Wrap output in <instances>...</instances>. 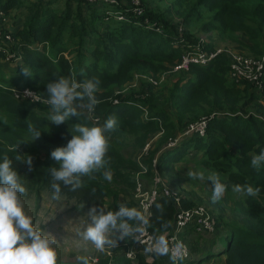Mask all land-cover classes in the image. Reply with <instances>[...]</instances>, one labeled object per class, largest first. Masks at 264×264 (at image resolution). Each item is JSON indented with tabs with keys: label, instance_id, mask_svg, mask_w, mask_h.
<instances>
[{
	"label": "trees",
	"instance_id": "obj_1",
	"mask_svg": "<svg viewBox=\"0 0 264 264\" xmlns=\"http://www.w3.org/2000/svg\"><path fill=\"white\" fill-rule=\"evenodd\" d=\"M142 2L145 12L141 17L128 15L127 21H117L105 19L104 9L107 5L83 0H0V11L4 17L14 19L13 28L7 30L5 26H1L6 21L0 16V31L11 33L12 40L7 49L21 57L14 63V71L1 69L3 62H6V54L3 51L6 46L0 41V107L13 118L12 126L24 132L29 131L30 126L38 127L44 132L40 136L43 145L66 146L72 134L67 124L57 126L54 133H45L47 118L41 111L46 109L47 113L51 114L50 106L43 102L17 100L11 91L19 85L36 90L42 97L48 98L46 85L50 81L74 74L78 82L92 78L100 81L95 93L99 103L93 115L102 121L110 116L117 118V125L110 136L123 133L127 128L159 130L161 127L165 129L173 126L174 133L181 132L191 121L185 125L180 124L177 113L167 106L158 108L157 104H154L146 119H140L141 107L150 108L146 99L143 100L153 91V85L147 81L141 86L142 93L135 99H125L114 90L115 87H123L130 82L133 77L132 70L138 69L140 65L152 67L155 64L169 63L171 70L179 61L186 44L197 40L192 34L185 32L184 41L180 42L177 35L178 24L169 23L162 16L150 11L145 0ZM198 2L210 8H218L219 14L233 12L229 26L243 31L248 36H254V33L256 35L259 29L254 30L246 25L243 16H255L257 23L264 25V0H197ZM247 4L252 5L251 10L245 8ZM145 18L157 21L163 27L164 34L146 26ZM98 29L103 32L101 36ZM74 34L79 36L80 44L84 38H88L92 44L87 50L91 57L80 52L75 58L76 63L64 56V38ZM215 44L216 42L208 43V49H212ZM248 48L251 53L239 49L254 56L264 54L258 49ZM25 67L33 73L31 77L23 75L21 69ZM176 72L191 75L177 86L179 92L174 95L173 104L178 113L185 110L186 103L199 104L206 101L203 90H207L213 93L215 104L224 103L231 114L210 118L204 136L185 137L176 146L164 149L157 158V172L160 171L161 174L169 165L182 161L188 155L187 152L194 150L195 162L202 169L220 173L234 186L248 184L259 188V192L255 196L245 194L241 200L243 220L248 227L240 226L232 218L228 219L222 213H217L214 217L215 231L205 234L209 237L211 235L210 241L199 245L198 248H189L190 255L175 264H201L220 256L223 257L224 264H264V165L257 170L250 163L253 154H259L264 149V106L258 104L256 113L249 112L247 117L236 114V111H244L245 106L256 103L260 98L264 100L263 94L247 82L231 81L228 78V59L223 54L205 65L191 64L187 70ZM230 91L234 92L232 96L228 95ZM113 97L117 98V101H114ZM241 98H244L243 102ZM82 112L84 114L78 117L77 123L93 126L95 122L88 117L86 109ZM163 138L165 139L166 135ZM152 150H149L145 159L150 173L144 175L147 178L153 174ZM35 151V143L20 134H11L7 142L0 140V162L5 155L8 156L20 180L34 183L41 181L42 186L53 194L50 168H58L59 165L52 158L43 162L36 156ZM17 156L20 161L16 160ZM28 156L32 157V171L22 162L26 161ZM107 159L105 168L94 174L95 179L84 177V186L76 191H71L70 186L61 184L60 195L74 199L79 206L87 210L96 206L114 211L120 203L137 208L133 192L134 174L139 169L138 163L118 151L110 139ZM163 166L166 168L161 170ZM105 170L111 172L116 187L107 185V180L103 177ZM127 189H133L131 197L121 198ZM157 203L163 206L162 214L155 207ZM196 205L198 204H195V200L188 195L180 196L179 207L190 208ZM179 207L171 197L164 195H159L154 201L148 228L156 238L172 230ZM211 213L213 215L212 211ZM193 234L202 235L195 232L194 227H188L180 236L187 243V239L191 237L189 235ZM134 244L132 239L127 240L111 255L99 258L96 264H167L169 260L173 261L168 254L155 255L153 260L149 261L142 252H137L135 258L130 259L126 256V251L133 249Z\"/></svg>",
	"mask_w": 264,
	"mask_h": 264
},
{
	"label": "rangeland",
	"instance_id": "obj_2",
	"mask_svg": "<svg viewBox=\"0 0 264 264\" xmlns=\"http://www.w3.org/2000/svg\"><path fill=\"white\" fill-rule=\"evenodd\" d=\"M145 1L150 11L162 16L169 23H177L179 25L178 27H181L180 33L177 30V35L180 38H183L185 32H187L188 34H192L195 38L204 36L205 39L211 43L235 44L247 53L252 52L248 47L258 49L264 53V25H259L255 16H243L244 23L246 25L252 27L254 30L259 29V33H256V35L254 33V36H248L243 31L236 30V28L233 27L232 29L229 26L230 18L233 15V12L226 15L219 14L218 8H210L209 6L200 4L199 2L197 3V0ZM245 8L251 10L252 5L247 4ZM13 12L14 11H12V13ZM4 19L6 22H3L4 24L1 26H5L7 30H11L13 28L14 19L9 18L8 16L4 17ZM98 33L101 36L103 32L101 29H98ZM105 39L106 36H104V40ZM81 41L83 42L82 44H80L79 36L76 34L72 37L67 35L66 38H64V45L66 46L64 56L67 59H71L72 63H76L75 58L80 52L84 53L87 57H91L87 50L90 49L92 44L89 42L88 38H84V40ZM49 53L51 54V46H49ZM3 63L4 64L1 69L10 71L15 70V62ZM170 67L171 64L169 63L155 64L152 67L140 65L138 69L132 70L133 77L130 82L124 84L123 87H115L114 90L118 91V93H120L119 95L125 99H135L139 93H142L141 86L143 83H147L146 78L149 76L156 78L157 84L153 85L151 95H148L143 99H146L145 101L150 104V108L143 106L140 117L142 120L146 119L150 110H152V106L154 107V104H157L158 108L167 106L172 109V111L177 113V119H179V122L182 125H185L189 121L192 122L197 120L203 116H207L209 118L212 116V119L217 115L231 114L229 110L226 109V105L224 103L215 104L213 93L207 90H203L206 101H201L199 104H190L191 102L186 103L184 107L185 110L183 109L184 111L182 113H178V111H176V106L173 104V101L175 100L174 95L179 92L177 86H179L183 79L188 78V76L191 75L172 71L170 70ZM227 81L228 85H230V81ZM15 87L18 88L19 85ZM233 94L234 92L230 91L228 95L232 96ZM240 100L243 102L244 98H241ZM258 104L264 106V100L260 98V100L256 103L245 106L244 111H236V114L247 117L249 112L256 113ZM83 110L85 109H81L80 111ZM41 112L44 117L47 118V128L45 133H54L57 125L48 120L50 114L47 113L46 109ZM77 119V117H71L69 121L62 123V125L67 124L69 131L72 134H75L73 131V125L77 123ZM12 120L13 118L4 110V108L0 107V140L7 142L11 134H20L35 143L36 156L43 162H46L47 159L51 158V151L57 147H51L45 144L43 145L41 143V137L33 140L34 138L29 131L24 132L16 130L12 126ZM100 120L101 123L106 121H102V119ZM173 128V126L166 127L165 129L161 127L159 130L127 128L123 131V133L111 135L110 141L118 151L122 152L126 156L128 155L138 163L139 169L137 171L135 169L136 172L144 169L141 176L147 183H150L149 180L152 176L149 178L144 176L146 174H150L146 164L147 160H145L149 153L147 155H142V149L147 142L151 143V149L154 151L152 158H158V155L163 152L168 138L176 136L177 133L180 132L178 131L174 133L175 129ZM183 130L184 129H182V131ZM43 133L44 132H41V135ZM164 135H166L165 139L163 138ZM186 154L188 155L182 161L169 165L167 169H165L166 166H163L161 170L165 169V171L163 170L161 173L162 175L159 173L160 171H158L170 189L181 197L182 195H188L190 198L195 200V204L208 207L213 212L214 217L217 213H222L225 218H232V220L237 221L238 225L248 227L243 220L244 215L241 211V200L245 194H236L238 192L233 191L234 185L227 182L225 177L218 173L221 181L227 185V189L222 199L217 202H213L211 198L212 187L210 182L207 180L201 181L199 179H191L187 177V173L189 171H203L205 175L211 171L204 170L196 164V152H194V150H190V152H187ZM141 165L144 167L142 168ZM152 171L154 174L153 168ZM21 182L26 188V194L21 197L24 205V211L27 215L33 218L34 226L41 230L42 234L48 235L49 238L54 237L56 239L57 242L55 247L59 254L58 264H78L77 257L80 256H84L88 260L91 258H96L98 260L99 258L111 255L121 244L131 239V237H127L124 240H117L116 246L106 245L102 251L96 249L90 241H85L80 235L83 229L90 222L87 214V208L79 206L74 199H68L62 195H60L58 200H54L52 198L53 194L42 186L41 181L34 183L21 180ZM106 182L108 186L116 187L114 180ZM132 190L133 189H127L121 198L124 197L125 199H129L132 195ZM229 195L231 196L229 197ZM228 198L230 199L229 202ZM189 236L191 237L187 239L188 248H198L199 245L207 244L212 238L211 235L209 237L205 234H193ZM112 238L115 239L114 236ZM140 250L141 247L134 244L133 251L137 252ZM167 264H175V262L169 260Z\"/></svg>",
	"mask_w": 264,
	"mask_h": 264
},
{
	"label": "clouds",
	"instance_id": "obj_3",
	"mask_svg": "<svg viewBox=\"0 0 264 264\" xmlns=\"http://www.w3.org/2000/svg\"><path fill=\"white\" fill-rule=\"evenodd\" d=\"M21 71L26 77L33 74L26 67ZM99 83L97 78L78 82L74 74L50 81L46 85L47 104L51 109L48 120L59 126L71 117L78 118L83 115L81 109H86L91 118L99 103L95 95ZM25 94L34 95L29 90H25ZM116 125L115 116L108 117L103 124L96 120L91 127L76 123L73 125L75 134H71L66 146L51 151V158L59 165L58 168H50L54 200L60 198L61 184L70 186L71 191H76L84 186V177L95 179L94 174L105 168L108 163L110 133ZM29 132L35 140L40 137L42 131L38 127L30 126ZM16 160L20 161V157L17 156ZM22 162L32 171V157L28 156V159ZM250 163L254 169L259 170L261 165H264V149L259 154H253ZM103 177L109 182L112 180L109 170L103 172ZM187 177L210 182L213 202L222 199L226 192L227 185L215 171L207 175L203 171H189ZM233 191L255 196L259 188L248 184L235 185ZM25 194L26 188L17 171L13 169L12 160L5 155L0 162V264H58L59 254L55 247L57 241L54 237L49 238L48 235L42 234L41 230L34 226L33 218L25 213L21 199ZM155 207L159 213H163L161 204L157 203ZM87 214L90 222L80 235L101 251L106 245L116 246L117 240L131 237L149 224V219L143 211L124 203H120L114 211L93 206ZM154 251L156 255L166 254L167 247L163 238L157 242ZM77 260L78 264H89L84 256L77 257Z\"/></svg>",
	"mask_w": 264,
	"mask_h": 264
},
{
	"label": "built area",
	"instance_id": "obj_4",
	"mask_svg": "<svg viewBox=\"0 0 264 264\" xmlns=\"http://www.w3.org/2000/svg\"><path fill=\"white\" fill-rule=\"evenodd\" d=\"M88 3L107 5L104 9L105 19H115L117 21H127L128 15L141 17L145 12V6L142 0H83ZM0 16L4 18V14L0 11ZM146 26H151L159 34H164L163 27L157 21H149L148 18L144 19ZM179 26V25H178ZM177 26L180 33L181 27ZM180 42L184 39L178 36ZM12 40V35L9 31H0V41L6 46L5 61L17 62L21 58L19 55L12 53L7 49V46ZM210 43L204 36H200L196 41L188 42L186 48L180 56L179 61L172 67V71L187 70L191 64L205 65L218 55H225L228 59V78L236 83L244 82L249 83L263 94L264 99V54L254 56L247 54L237 48L234 44L218 43L212 49H208L207 44ZM146 81L151 85H156V78L149 76ZM25 90H29L34 95L29 96L25 94ZM12 96L17 100H26L30 102H43L47 104V98L42 97L36 90L28 87H14L11 91ZM117 98H114V101ZM143 107H141L142 109ZM87 113V110H86ZM88 115V113H87ZM89 117V115H88ZM212 117V116H211ZM210 117V118H211ZM209 117L203 116L194 120L184 128L183 131L177 133L176 136L169 137L164 149L176 146L181 139L198 135L200 137L206 134L208 127ZM92 121L96 122L100 118L91 114ZM151 148V143L147 142L143 149L142 155H147ZM154 174L150 179V183L146 184L141 174L143 170H139L134 174V197L137 200V209L143 211L146 217L151 215V207L159 195L171 197L176 206H180V195L174 193L162 176L157 172V157L151 160ZM143 168L144 166L141 165ZM150 214V215H149ZM149 225L142 231L135 233L131 236L136 246L141 247L140 251L145 255L149 261L153 260L156 255L154 249L157 242L163 238L168 254L175 263L181 259H185L190 255L189 248L186 241L180 236L184 229L194 227V231L201 234H212L215 231V218L211 211L204 205H196L190 208L179 207L173 228L170 232H166L159 237H155L149 230ZM148 249H153L148 251ZM133 249L126 251V256L130 259L135 258ZM89 264H96L97 259L91 258L88 260Z\"/></svg>",
	"mask_w": 264,
	"mask_h": 264
},
{
	"label": "crops",
	"instance_id": "obj_5",
	"mask_svg": "<svg viewBox=\"0 0 264 264\" xmlns=\"http://www.w3.org/2000/svg\"><path fill=\"white\" fill-rule=\"evenodd\" d=\"M146 184H149V183L146 182ZM201 264H224V262H223V257L220 256V257L212 258V259L205 261Z\"/></svg>",
	"mask_w": 264,
	"mask_h": 264
}]
</instances>
